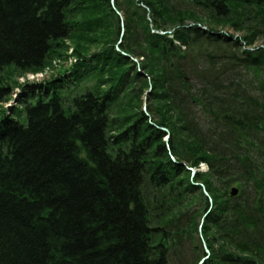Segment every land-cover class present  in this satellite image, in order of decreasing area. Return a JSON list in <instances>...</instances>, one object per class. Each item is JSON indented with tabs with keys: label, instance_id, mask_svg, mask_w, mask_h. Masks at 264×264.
Here are the masks:
<instances>
[{
	"label": "trees",
	"instance_id": "16d2710c",
	"mask_svg": "<svg viewBox=\"0 0 264 264\" xmlns=\"http://www.w3.org/2000/svg\"><path fill=\"white\" fill-rule=\"evenodd\" d=\"M261 34L264 0H0V264H264Z\"/></svg>",
	"mask_w": 264,
	"mask_h": 264
},
{
	"label": "rangeland",
	"instance_id": "374dc122",
	"mask_svg": "<svg viewBox=\"0 0 264 264\" xmlns=\"http://www.w3.org/2000/svg\"><path fill=\"white\" fill-rule=\"evenodd\" d=\"M222 31H227L231 33L232 35H243V31H237L235 28L231 26H223L220 27ZM256 46L264 45V34H261L258 36L255 42ZM62 55L55 56L51 58L48 62V64L35 72H26L21 73L18 76L15 77V80L18 82V85L15 87L14 92L11 97V101L7 102L6 104L3 103L2 106L8 107L10 104L15 105L17 103V98H19V93L21 92V85L26 83H45L47 81H50L52 78L58 77L60 74H63L66 70L70 69L77 61L78 58L74 54V47L72 42L69 40L67 41V47L64 48L62 51ZM249 75L247 74L246 77ZM151 88L149 90H146L143 95V108L146 110L147 114L148 107L151 105ZM203 169H206V166L203 167Z\"/></svg>",
	"mask_w": 264,
	"mask_h": 264
},
{
	"label": "bare ground",
	"instance_id": "6f19581e",
	"mask_svg": "<svg viewBox=\"0 0 264 264\" xmlns=\"http://www.w3.org/2000/svg\"><path fill=\"white\" fill-rule=\"evenodd\" d=\"M183 164H186L185 162H183ZM204 166H206V169H203V167ZM192 168V167H191ZM190 167H189V169H191ZM207 165L205 164V163H202L201 165H200V168L198 169V170H200V171H205V170H207ZM193 169H195V168H193ZM193 169H191L192 171H193ZM197 169H195V172L193 171V174L195 173L196 174V172L198 171ZM194 174V175H195ZM203 218H204V216H203ZM206 219V218H205ZM204 222H205V220H203L202 219V222H201V224H204ZM202 226V225H201ZM208 251H209V249H207L206 248V255H204L203 257H202V259H201V261H203V262H199V264H203L204 262H205V260L209 257V255H208Z\"/></svg>",
	"mask_w": 264,
	"mask_h": 264
},
{
	"label": "water",
	"instance_id": "95a60500",
	"mask_svg": "<svg viewBox=\"0 0 264 264\" xmlns=\"http://www.w3.org/2000/svg\"><path fill=\"white\" fill-rule=\"evenodd\" d=\"M191 169H193V168H191ZM193 171L195 172V169H193ZM238 191H239V189L237 187H233L232 188V195H236L238 193ZM205 192H206L207 195L209 194L206 190H205ZM206 216H207V214L204 215L203 220H205ZM201 262H203V261H201Z\"/></svg>",
	"mask_w": 264,
	"mask_h": 264
}]
</instances>
